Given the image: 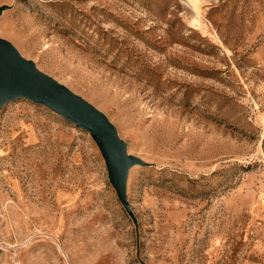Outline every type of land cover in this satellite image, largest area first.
Segmentation results:
<instances>
[{
	"label": "rangeland",
	"instance_id": "obj_1",
	"mask_svg": "<svg viewBox=\"0 0 264 264\" xmlns=\"http://www.w3.org/2000/svg\"><path fill=\"white\" fill-rule=\"evenodd\" d=\"M0 39L106 118L0 108V264H264V0H0Z\"/></svg>",
	"mask_w": 264,
	"mask_h": 264
},
{
	"label": "water",
	"instance_id": "obj_2",
	"mask_svg": "<svg viewBox=\"0 0 264 264\" xmlns=\"http://www.w3.org/2000/svg\"><path fill=\"white\" fill-rule=\"evenodd\" d=\"M18 98L42 104L87 131L98 145L111 181L125 204V172L137 161L123 155V145L104 115L39 72L33 63L25 61L8 42L0 39V108Z\"/></svg>",
	"mask_w": 264,
	"mask_h": 264
}]
</instances>
